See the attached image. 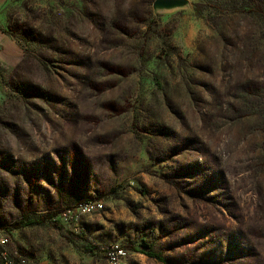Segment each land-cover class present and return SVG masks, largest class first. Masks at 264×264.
<instances>
[{"label": "rangeland", "instance_id": "obj_1", "mask_svg": "<svg viewBox=\"0 0 264 264\" xmlns=\"http://www.w3.org/2000/svg\"><path fill=\"white\" fill-rule=\"evenodd\" d=\"M155 1L5 0L24 50L0 62V232L17 259L168 264L151 245L174 264H264V18Z\"/></svg>", "mask_w": 264, "mask_h": 264}, {"label": "trees", "instance_id": "obj_2", "mask_svg": "<svg viewBox=\"0 0 264 264\" xmlns=\"http://www.w3.org/2000/svg\"><path fill=\"white\" fill-rule=\"evenodd\" d=\"M205 1H206L205 4H208V0H205ZM240 10L246 13H250V12L257 13L259 15H262L264 18V0H241ZM198 14H202L201 9H198ZM0 28L6 33H8L10 36L12 35L11 33H9L7 29L3 28L1 25H0ZM44 222L45 220L42 217L33 218V219H28L26 221H18L16 227H21L25 225L43 224ZM148 247H149V251H147L146 253L148 256L156 258L168 264H174L168 261V259L165 258L161 253L156 252L153 246L149 245Z\"/></svg>", "mask_w": 264, "mask_h": 264}, {"label": "crops", "instance_id": "obj_3", "mask_svg": "<svg viewBox=\"0 0 264 264\" xmlns=\"http://www.w3.org/2000/svg\"><path fill=\"white\" fill-rule=\"evenodd\" d=\"M5 0L0 2V11ZM24 58V50L20 43L0 28V62L6 66L18 65Z\"/></svg>", "mask_w": 264, "mask_h": 264}, {"label": "built area", "instance_id": "obj_4", "mask_svg": "<svg viewBox=\"0 0 264 264\" xmlns=\"http://www.w3.org/2000/svg\"><path fill=\"white\" fill-rule=\"evenodd\" d=\"M8 246V236H6L3 232H0V251L4 264H27L24 260L17 259Z\"/></svg>", "mask_w": 264, "mask_h": 264}, {"label": "bare ground", "instance_id": "obj_5", "mask_svg": "<svg viewBox=\"0 0 264 264\" xmlns=\"http://www.w3.org/2000/svg\"><path fill=\"white\" fill-rule=\"evenodd\" d=\"M185 3H186L185 0H180L179 2L172 4V5H157L156 7L159 10L169 11V10L177 9V8L183 6Z\"/></svg>", "mask_w": 264, "mask_h": 264}, {"label": "water", "instance_id": "obj_6", "mask_svg": "<svg viewBox=\"0 0 264 264\" xmlns=\"http://www.w3.org/2000/svg\"><path fill=\"white\" fill-rule=\"evenodd\" d=\"M180 0H156L154 2V6L156 7L157 5H172L175 4L177 2H179ZM185 5V4H184ZM157 8V7H156ZM180 8V7H179ZM178 9V8H177ZM164 11V10H162ZM170 11V10H169Z\"/></svg>", "mask_w": 264, "mask_h": 264}]
</instances>
